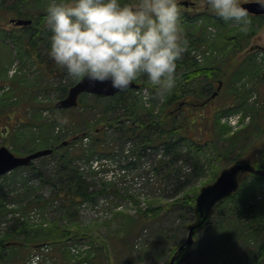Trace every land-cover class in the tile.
I'll use <instances>...</instances> for the list:
<instances>
[{
  "label": "trees",
  "instance_id": "trees-1",
  "mask_svg": "<svg viewBox=\"0 0 264 264\" xmlns=\"http://www.w3.org/2000/svg\"><path fill=\"white\" fill-rule=\"evenodd\" d=\"M34 1L31 7L29 0H0V20H32L28 25H13L10 30L0 28V40L13 44L21 67L27 63L29 69L37 67V73L28 75L30 78L21 68L14 74H25L28 79L24 107L15 101L24 92H14L7 74L1 78L0 88L10 87L0 97V113L10 110L17 114L11 119L9 113L0 116V138L13 152L52 148L48 156L53 157V166L49 172L31 161L0 176V264H30L33 251L39 254L38 264H110L112 248L127 254L128 264H137L141 258L139 252L133 255L130 249L128 237L133 231L129 225L141 230L147 224L158 223L168 212H176L178 226L168 225L157 231L153 264H165L186 236L201 184L213 181L222 167L249 153L252 164L264 169V47L250 45L256 33L253 27L242 29L237 22L225 21L205 3L201 11L196 10L199 0L187 7L179 0L186 46L177 61L175 87L146 101L141 93L150 82L142 76L135 81L137 88L112 96L83 93L77 106H84L95 116L83 128L75 117L65 122L56 119L54 122H60V126L55 125V133L53 121L27 120L25 107L28 100L37 98L38 91H47L50 78L58 77L55 98L48 105L55 108L54 100L65 96L78 79L49 56L47 6L40 5L43 0ZM38 6L42 7L39 11ZM2 10L9 15L1 14ZM249 16L251 21L264 25V15ZM209 25H214L216 31H211ZM220 80L218 94L210 97ZM230 83L234 86L227 87L229 95L224 96V103L211 107L223 86ZM11 88L13 91H9ZM33 108L40 109L36 104ZM238 112L243 117L250 115V122L231 135L221 118ZM111 137L113 145L121 146L130 156L123 169H141L134 177H144V186L149 187L142 199L129 192L128 186L114 182L103 181L95 186L97 171L93 162L113 157L108 155L113 152L108 148ZM145 162L147 169L136 166ZM22 170L29 176L23 178ZM205 171L207 177L195 185L194 179L197 181ZM17 179L21 185L8 190L9 182ZM168 197L170 201H166ZM123 201L135 204L134 214L119 209ZM87 213L92 217L90 222L82 221L88 219L84 216ZM111 215L121 223L113 236L116 240L110 244L108 234L100 233L93 225L106 223L101 221ZM217 232V241H209L207 252H203L199 236L208 233L216 237ZM196 235L198 240L185 247L178 260L185 256L186 264H262L264 176L241 175L238 190L215 205L209 224ZM80 247L87 248L80 252Z\"/></svg>",
  "mask_w": 264,
  "mask_h": 264
},
{
  "label": "clouds",
  "instance_id": "clouds-1",
  "mask_svg": "<svg viewBox=\"0 0 264 264\" xmlns=\"http://www.w3.org/2000/svg\"><path fill=\"white\" fill-rule=\"evenodd\" d=\"M251 2L206 0L217 16L242 29L251 23L244 6ZM254 2L264 7V0ZM181 16L179 0H49L48 54L72 78L108 81L115 89H128L144 76L148 101L176 85L186 46Z\"/></svg>",
  "mask_w": 264,
  "mask_h": 264
},
{
  "label": "rangeland",
  "instance_id": "rangeland-1",
  "mask_svg": "<svg viewBox=\"0 0 264 264\" xmlns=\"http://www.w3.org/2000/svg\"><path fill=\"white\" fill-rule=\"evenodd\" d=\"M15 0H6V2H12ZM31 3V7L33 5L36 4V2L34 0H29ZM49 0H43V4H40L41 6H47ZM204 3L206 4V0H199L198 2V8H196V10H200L203 8L202 6H204ZM42 7H37L36 10H40ZM46 8V7H44ZM207 9L212 10L209 6L207 7ZM3 15H9L8 11H1ZM10 18V17H9ZM9 18L7 17V19H3L0 20V28L2 29H6V30H10L13 26V24L11 22H9ZM247 26H250L251 28L253 27L255 29V34L252 36L251 40H250V45L251 46H255L256 48H260V47H264V25L261 24L258 20L257 21H251V23ZM252 28V29H253ZM4 33V32H2ZM198 55H200L198 53ZM197 55V56H198ZM30 63H27L25 65V67H21V64L19 62V59L16 58L15 56V52H14V47L13 44L10 41H6L3 42L0 40V80L2 77H4L7 74V79L10 80V85H14L12 88L14 89V92H24V94L19 97L18 99H15V101H19L21 102V106L24 107V101H26L28 98L25 95V91H24V85L27 84L28 79L24 78L25 74L24 72H22L23 75L20 76H14V74L16 73L17 69L19 70L20 68L23 71H26L25 73L27 74V78L31 76V73L34 72L37 67L33 66L30 68ZM39 67V66H38ZM27 69V70H26ZM40 72L42 71V68L39 67ZM17 72H21V71H17ZM36 72V71H35ZM37 73V72H36ZM62 79V77L60 78ZM59 80L58 77H54V78H50L49 82H47V91H38L37 93V98L35 100H28V106L25 107L26 111H27V115H26V119L30 120L31 122H46L49 123V121H55L56 119L60 118V121L62 119V121L65 122V120H69V117H75L77 122L82 123L83 126L82 128L85 126V124H87L89 121H91V119L95 116L94 112L86 109L84 106H75L73 108H70L69 110H64L60 112V109H55V108H48V105L50 104V101L53 100L55 98V94H56V90L54 89V86H57V81ZM65 79L62 80V82H64ZM217 85V84H216ZM234 85H232L231 83L229 85L223 86V89L221 90V95L218 96V98H216L213 103H211V107L214 106H220L224 103V96L225 95H229L227 93V87H233ZM10 87V86H9ZM8 87V88H9ZM216 87V86H215ZM8 88H0V97L4 96L6 92V90H8ZM10 89L9 91H13V89ZM144 93V88L142 89V93ZM257 94H255L252 97H256ZM15 98V97H14ZM13 98V99H14ZM161 100V98H159V101ZM55 101V100H54ZM31 102V105H30ZM226 102V101H225ZM24 104V105H23ZM38 105L40 109H34L33 105ZM42 106V107H41ZM208 109V108H206ZM59 110V111H58ZM7 113H9V117L14 118L16 116V112L15 111H10V110H6L5 113H0V116L3 115H7ZM22 113V111H21ZM20 113V114H21ZM25 112H23V116H24ZM250 116V115H249ZM249 116H245V119L242 121H239L236 123V120H227L225 119H221V123H225L229 129H230V133L231 135L235 134V132H237L238 130H243L245 125H247L250 122V117ZM25 117V116H24ZM23 117L24 122L25 118ZM241 118L243 119V116H241ZM54 122V132L57 133L58 128L57 126H55L56 124H58V126H60V122L59 123H55ZM110 137V136H109ZM112 138V137H111ZM108 139V143H109V150L113 149L110 154L108 155H112L113 157H103L102 159H95L93 162V166L95 167V170L97 171V173L95 174V186L99 187L102 182L104 181H110V182H114L115 184H118L120 187L122 186H128L129 187V192L134 193L138 196L139 199H142L146 194L147 191H149V187L148 186H144V177H134V173L139 174L141 172V169H133L130 171H126V169L124 170L123 168L125 167V164L128 162V160L130 159V156H128V151H126L125 149L120 148L121 146L118 145H113L114 144V139L112 138ZM1 144H5L7 146L6 143L2 142V139L0 138V145ZM10 150L11 146H8ZM126 148V147H124ZM13 151V150H12ZM16 155H23L26 154L27 152H13ZM19 153V154H18ZM245 158L248 159H252V155L246 154ZM53 157H49L48 155H44L41 157H38L36 159L33 160V162L35 164H37V166H40L44 169H46L47 171L51 172L52 166H53ZM137 167H141L143 169H147V163H138L136 164ZM23 172V178L26 177V175L29 176L28 172L26 170H22ZM207 171H205V173L202 175V177H200L199 179H197V181L194 179V184L195 185H200V181L203 180L204 178L207 177ZM146 176V174L144 175ZM20 179L17 180H11L9 182L8 185V190H13L10 187H16L18 188L21 184H20ZM122 183V184H121ZM204 184V183H203ZM202 185V184H201ZM200 185V186H201ZM7 190V189H5ZM179 195V194H178ZM12 198V197H11ZM9 197V199H11ZM166 201H170V197L167 198ZM10 202V201H8ZM10 206H13V204H11ZM120 210H123L124 212L127 213H131L134 214L135 213V204L132 201H126V202H122V206L119 208ZM116 210L113 209L110 211L109 214L113 213V211ZM85 218L88 219H83L82 221L85 222H90L89 219L92 218L90 217L89 213H87L86 215H84ZM36 219H38V216L35 214ZM107 220H103L101 222H106V223H102L101 225H93L94 228L96 227L100 233H104L108 234L107 238H108V242H110V244L112 243L113 240H116L113 236L118 232V229H120V223L121 220L120 219H116L115 217H113L112 215L110 217H107ZM161 220L158 221V223H150L147 224V226H143L141 228V230H137L134 229V226L129 225V228L131 231H133V235L131 234L128 239V243L131 246V251L132 254L135 255L139 252L140 255V260L137 262V264H153L154 263V253H155V249L157 247L156 245V239L158 236L157 231L159 230L160 227H162V229H165L166 227L171 226L172 227H176L178 226V215L176 212H168V214H165L163 217L160 218ZM98 222L97 220H93ZM136 232V233H135ZM135 233V234H134ZM219 232H217L216 237L215 235H211L208 233H204L202 235L199 236V239H201L199 242L202 245V249L204 250L203 252H207L206 251V245L207 243L210 242H215L217 241V235ZM218 239H220V237H218ZM198 240V235H194V241ZM87 244V243H86ZM87 247L81 248L79 250H81L80 252H84V250ZM198 251V256L200 257V252ZM111 256L110 257V264H128L127 261H125V259L127 258V254L121 252V251H117L114 250V248L111 249ZM82 255V254H80ZM79 255V257H80ZM85 256V255H84ZM189 258V256H187ZM61 259H64L62 257H60ZM190 259V258H189ZM187 258L184 256L183 257V262L186 261ZM165 261V260H164ZM163 262V260H162ZM135 264V261L132 263ZM264 264V262L262 263Z\"/></svg>",
  "mask_w": 264,
  "mask_h": 264
},
{
  "label": "water",
  "instance_id": "water-1",
  "mask_svg": "<svg viewBox=\"0 0 264 264\" xmlns=\"http://www.w3.org/2000/svg\"><path fill=\"white\" fill-rule=\"evenodd\" d=\"M190 2L191 1L188 0L181 1L183 5H188ZM244 6L249 10V13L264 14V7H261L259 4L255 3L254 0L251 3H246ZM10 21L14 22L16 25H23L29 24L31 19L12 18ZM137 86L138 85L133 81L130 88ZM219 88L220 86L217 87V90H219ZM120 90L121 89L113 88L108 81L93 82L87 78H81L69 88L65 97L60 98L55 102V106L57 108H69L76 106L78 96L83 92L109 96ZM217 90L212 94V97L215 96ZM51 151L52 149L45 148L36 150L26 155L17 156L14 155L7 146L0 145V175L18 166L27 165L33 159L49 154ZM245 172L259 173L264 175L263 169L255 167L249 159L241 158L223 167L213 181L208 182L200 187L193 207L194 219L187 224V235L183 242L171 255L169 261L166 264H176L175 260L180 256L184 247L193 243V235L203 230L210 222L214 206L219 201L231 196L237 191L239 186L238 176Z\"/></svg>",
  "mask_w": 264,
  "mask_h": 264
}]
</instances>
